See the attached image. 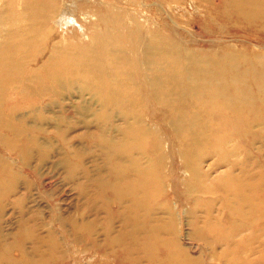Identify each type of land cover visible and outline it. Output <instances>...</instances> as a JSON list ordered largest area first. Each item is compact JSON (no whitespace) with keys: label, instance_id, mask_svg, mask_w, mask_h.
<instances>
[{"label":"bare ground","instance_id":"6f19581e","mask_svg":"<svg viewBox=\"0 0 264 264\" xmlns=\"http://www.w3.org/2000/svg\"><path fill=\"white\" fill-rule=\"evenodd\" d=\"M213 1L215 0H206L207 4H204L208 7ZM247 6H254L255 11L259 9V12H262L264 0H224V10L230 16L235 9L242 13ZM100 9L98 7L94 12L97 14ZM109 15L99 11L95 24L99 22L106 28ZM64 20L61 18L59 21ZM50 32L48 28L41 27L34 33L35 39H46ZM143 35L141 33L137 37V43L124 57L136 65L132 77L123 81V84L126 82L130 88L127 93L123 90V84L98 90L86 71L81 73L78 68L72 67V64L63 59L61 61L59 55H46L43 63L40 58L36 60V56L40 54V48L37 46L34 47L32 69L19 61L23 49L19 58L18 51L14 49L13 61L10 54H0V115L7 116L0 119L5 121L0 132V152L6 150L9 156L16 155L23 161L22 166H13L9 159L7 161V158L0 154V223L6 214L5 210L11 204L10 198L17 191L15 183L21 178L17 170L23 174L24 170L31 169L30 161L34 160L36 152L40 161H43L47 154L39 143L40 138L36 137L37 142L30 140L27 135L29 133L22 128L27 122L26 118L24 122L22 117L18 119L17 124L13 123V118L19 115L16 112L19 106L16 105L15 109L13 102L19 101H15L19 95H33L34 92L36 95L33 96L38 98L35 99L34 105L29 103L26 108H43L47 100H55L63 93H71L76 89L71 80L67 81L62 77L74 75L76 78L73 81L79 86L77 91L80 98L85 97L84 94L89 95L91 104L75 111L82 112V121L92 118L90 123L85 122V127H97L96 130L99 128V131L92 132L90 139L104 149L102 158L105 160L104 166L95 165L94 169H90L86 163L82 166L73 165L75 159L81 164L86 157L78 156L80 153L77 155L73 144L67 145L68 150L63 152L64 159H61V164L67 168L68 180L74 175L83 179H87L91 174L97 177L94 184L95 195L86 203L91 212L95 213V218H90L91 221H79L81 218L68 220L63 215L55 217L64 226L70 225V238L82 247L79 249V260L74 259L77 264H82L83 258L88 254H91V257L85 261L86 264L264 262V246L258 251L254 245L258 239H262L261 244L264 245V166L259 162L261 157L256 154L259 159L256 164H251V170L243 168L237 172L239 169L235 168L237 164L233 162L227 163L229 168L223 171H213L214 166H220V163L227 160L228 143L234 141L241 146L242 141H245L252 146V142L264 134L262 130L259 134L251 130L255 123H264V74L258 70L264 69V52L256 56V66L249 67L232 64L226 53L221 55L218 51H206V54L210 57L221 56L222 60L212 61L208 58L204 61L195 60L193 63L179 62L169 65L165 62L166 59L170 60L171 56H162L157 50L152 34L148 40L150 50L148 51L146 45L141 47ZM18 36L15 34V38ZM107 38L108 34L101 40L104 42ZM167 41L172 44V40ZM28 45L30 44H23V47ZM224 49L227 50L228 47ZM181 53L184 56L194 55L186 49L177 53L179 57ZM38 60L42 63L39 67L36 63ZM145 61H148L150 66L148 74L152 77L149 79L144 77L145 71L143 76L140 65ZM92 67L93 64H90L89 72ZM160 67L171 72L163 78L162 84L158 78ZM11 68L21 71L20 75L12 77ZM28 74L33 76V87L25 89L21 86L19 90L9 91L6 86L8 83L19 82ZM162 87L167 89L162 91ZM95 101L99 103V108L93 107ZM41 112L38 111V114ZM115 117L123 120V123L114 124ZM246 117L250 119L245 120ZM37 120H40L42 125L48 117L45 118L42 113ZM5 130L9 131L10 136L2 134ZM69 130L71 128L57 126L56 132L59 135L61 131L64 143H67L64 137ZM19 138L23 139V143ZM16 143H20V148ZM236 149L240 147L235 148L234 152ZM249 152H245L246 157L252 155ZM208 157H213V163L204 170L203 164ZM35 170L33 169L34 174ZM166 170L169 171L167 176ZM105 173L108 174L103 176ZM31 183L29 177L25 183L29 190L33 186ZM165 187L173 191L176 202L168 197L170 192L165 190ZM80 194H84V187L80 188ZM178 200L180 202L177 209L172 210L173 204ZM24 201V198H20L11 206H16L17 210L24 209ZM110 202L114 203L113 207ZM192 203L193 205L184 211L192 228L188 232L190 240L199 243L197 256L191 255L192 249L189 251L180 242L182 233L177 229L176 217V224L170 225V221L164 216H177V211L183 210V204ZM198 212L203 213V224H199L198 217L193 216ZM53 214L56 215L55 212ZM214 215L218 217L215 222L212 221ZM104 218L106 221L101 224ZM55 219L51 218L53 221ZM42 222H46L45 219ZM100 225L101 228L97 229ZM97 230L101 241L94 238ZM245 230H250V233L241 238L244 240L236 239L238 233ZM61 233L64 240L69 239L66 238L65 232ZM85 234L89 238L83 241ZM26 236L29 242L34 244L32 249L28 251L25 245L15 246V243L7 242L2 247L13 246L6 248L5 252H1L2 247L0 248V264H58L55 260L61 244L60 240H57L59 237L55 230L52 229L49 236L47 231L46 238L37 234V231L27 232ZM220 244H224L225 249L217 252L215 248ZM14 247L19 252L18 258H13L11 254ZM257 253L259 255L254 256ZM33 256L40 258L33 260ZM61 264H70L66 252L61 253Z\"/></svg>","mask_w":264,"mask_h":264},{"label":"rangeland","instance_id":"374dc122","mask_svg":"<svg viewBox=\"0 0 264 264\" xmlns=\"http://www.w3.org/2000/svg\"><path fill=\"white\" fill-rule=\"evenodd\" d=\"M204 3L207 4L206 0H0V54L11 55L10 58L13 61L15 50L18 51L19 58V53L23 49V54L21 55L22 57L20 56L19 61L25 63L29 69H32L34 67L32 61L35 58L34 47L37 46L40 48V54L36 56V60L40 58L43 63L46 55H59L61 61L64 60L68 64H72L71 66L78 68L81 73L86 71L92 77V83L97 86L98 90L107 89L110 86H115V84H123L124 80L127 81L128 78L132 77L133 68L136 65L124 59V57L127 52H131L130 49L137 43V37L141 33L144 34V38L140 43L141 47L146 45L148 51L150 50L148 40L152 34L157 50L162 56H171V58L169 57L170 60L166 59L165 62L169 63V65L172 63L179 64V62L193 63L195 60L201 61L203 59L204 61V59L208 58L212 61L222 60L221 56L212 55L210 57L209 54H206V51L209 53L218 51L221 55L226 53L232 64H242L247 65V67L256 66V56L264 52V11L259 12V9L255 11L254 6H247L245 10H242V13L235 9L232 16H230L224 10V0H215L208 7ZM98 7L101 8L99 11L110 14L105 24L107 29L99 22L95 24L99 11L96 14L94 9ZM61 18L65 20L63 22L59 21ZM41 27L51 30L50 35L46 39L36 40L34 33ZM15 34L19 36L15 38ZM107 34L108 38L103 42L101 39ZM167 40H172V44L170 45ZM26 43L30 44L28 45L29 47H23V44ZM224 47H228V49L225 50ZM184 49L194 55L184 56L181 53L179 57L177 53L184 51ZM222 50L224 51L222 52ZM198 56L199 58H196ZM40 61L36 62L37 67L42 65ZM90 64H93V67L89 72ZM140 65L141 69H143V76L145 71L144 77L147 79L151 78V74H148L149 62L145 61V63ZM11 69L10 74L12 77L20 75L21 71H17L15 68ZM258 70L264 74V69L258 68ZM170 73V71L163 70V67L158 69V78L161 84L164 82L163 78ZM32 77L31 74H28L21 81L8 83L6 86L9 91L19 90L18 88L21 86L25 89L33 87L34 81L31 80ZM62 77H65L67 81L71 80L76 89L71 93H63L61 97L55 100L50 99L54 103L47 100L43 104V108H33V106L31 109L26 108L29 103L34 105L35 99L38 98L33 96L36 95L34 92L33 95H19L15 99V101H19L13 102L15 109L17 108L16 105L19 106L16 110L19 115L13 118V123L17 124L19 122L18 119L26 118L27 122L23 124L22 128L29 133L27 135L31 138L30 140L37 142L36 140L38 139L36 137L40 138L39 143L43 145V149L47 151V154L44 160L40 161V156L36 152L34 160L30 161L29 167L31 169L24 170L25 173L23 174L17 170L21 174V178L15 183L17 191L9 201L12 204L14 201L24 198V209L17 210V208L15 209L16 206L12 207L10 204L5 210L6 214L0 223V248L7 242H11L15 243V246L25 245L27 250L30 251L34 244L29 242L26 236L27 232L32 231L35 233L37 231V234L46 238V232L48 231L49 236V232L53 229L59 237L57 239L58 241L60 240L59 244H61L59 246L60 249H57L58 253L55 261L61 264V253L66 252L67 256H69L70 264H77L74 259L79 260L81 256L79 249L82 247L70 238V225L64 226L55 217L63 215L68 220L81 218L78 219L79 221L95 218V213L91 212L86 203L95 195L94 184L97 177L91 174L87 179H83L77 175L73 177L70 175V180H72L70 181L66 177V174H68L67 168L61 164V159H64L63 152L68 150L67 145L73 144L72 146L77 151V155L80 153L78 156H86L85 161H82L81 164L75 159L72 162L73 165L82 166L83 163H86V166L94 169L95 165L104 166L103 161L105 160L102 158L104 149L90 139L92 132L99 131V128L96 130L97 127H85V122L90 123L89 121H92V118L82 121V112L75 111V109L91 105L89 95L84 94L85 97L80 98L77 91L79 86L73 81L76 76L63 75ZM166 89V87H162V91ZM123 90L125 93L130 90L126 82L123 84ZM94 103L93 107L99 108V103L97 101ZM38 111L42 112L38 114ZM3 113L4 111H2ZM42 113L45 118L46 116L48 117V120L40 125V120L37 119ZM6 117L0 115V119ZM26 119L22 121L24 122ZM249 119V117L245 118V120ZM113 122L114 124H122L123 120L115 117ZM152 122L154 121L152 120ZM4 123V120L0 121V132L3 130L2 125ZM57 126L60 128L62 126L66 129L71 128L64 137L67 143L62 140L61 131L59 135L56 132ZM39 127H42V129H39ZM251 130L257 134H259L260 130L264 133V123H255ZM2 134L10 136L8 130L3 131ZM164 138L166 137L164 136ZM18 140L23 143V139L19 138ZM16 144L20 148V143ZM237 147H240V149H236V152H234ZM226 149L227 160L220 163V166H214V172L229 168L227 163L233 162L237 164L235 167L239 169L237 172L243 170V168L251 170V164H256V160L259 159L256 154L261 157L259 162L264 166V134L256 138L252 142V146L245 141H242L241 146L231 141L226 145ZM258 149H261V151ZM248 151L252 154L250 157L245 156V152ZM0 154L4 155L7 161L10 160L13 166H22L23 161L20 157L16 155L9 156L6 150L1 151ZM211 163H213V157H208L204 161L203 169L207 170ZM33 169H36L35 174ZM258 169H261L260 165ZM107 174L105 173L103 176ZM168 174L169 171L166 170L165 176ZM29 177L32 180L31 185H33L30 190L25 184ZM81 187H84V194L82 195L80 194ZM168 188L165 187V190ZM168 191L170 192L168 197L175 201L173 191L169 189ZM179 202L178 200L177 203L173 204L172 210L177 209ZM191 205L193 203L189 205L183 204V210L177 211L176 215L180 220H178L177 216L167 214L164 216L168 218L170 225L175 223L174 217H176L178 225L175 224L178 227V231L182 233L180 242L189 251L192 249L190 251L191 255L197 256L199 243L190 240L188 232L192 228H190V222L184 211L190 208ZM110 206L113 207L114 203L110 202ZM216 208H218L217 205ZM193 216L198 217L199 224H203L202 212H198ZM51 218L55 219V221L51 220ZM44 219L46 222H42ZM216 219L218 217L215 216L212 221L215 222ZM105 221L106 219L104 218L101 224H104ZM24 222L27 223L24 225ZM115 222L117 226L118 220ZM98 228H101V225L100 227L97 226ZM61 232H65L66 238L69 239L64 240ZM247 233H250V230L238 233L236 239L243 241L244 239L241 240V238H244ZM71 235L73 236L72 232ZM86 238H89V236L85 234L83 241ZM94 238L97 241H101L98 230ZM262 238H264V235ZM255 241H257L254 242L256 250H261L264 246L261 244L262 239ZM12 246L2 247L1 252H5L6 248H11ZM45 249L41 250L44 251ZM224 249V244H220L215 248L217 252H222ZM11 251L13 258L20 256L15 247ZM258 255L259 253L254 256ZM90 257L91 254L85 255L82 264H86L85 261ZM39 258V256L32 257L33 260H38ZM257 264H264V262H258Z\"/></svg>","mask_w":264,"mask_h":264}]
</instances>
